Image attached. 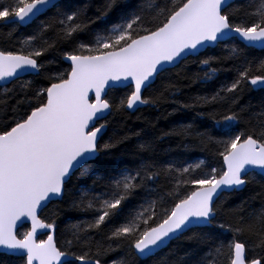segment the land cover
Here are the masks:
<instances>
[{
    "label": "snow or ice",
    "instance_id": "snow-or-ice-1",
    "mask_svg": "<svg viewBox=\"0 0 264 264\" xmlns=\"http://www.w3.org/2000/svg\"><path fill=\"white\" fill-rule=\"evenodd\" d=\"M92 6L93 0L0 3V21L20 24L55 9L19 50L0 49V80L31 74L43 75L47 82L35 89L31 81L21 83L19 91L5 89L6 99H0L2 107H7L8 99L16 100L11 121L0 123V249L16 256L20 264H72L73 260L101 264L98 257L114 251L113 243L119 248L127 242L129 254L146 261L180 241L191 247L182 256L173 251L169 255L175 259L164 258L161 264H219L225 250L228 264H262L260 258L246 260V242L239 237L247 236L253 247L264 248V186L257 193L261 206L250 211L247 200L228 208L225 193L242 191L253 174L264 177V103L258 111L251 103H240L245 86L264 89V60H249L243 49L233 46L226 59L238 62L235 79L183 105L223 108L219 119L215 112L208 115L224 138L197 131L192 124L164 133L183 137L194 133L202 144L222 147L220 168L209 166L210 171L192 175L203 161L179 168L161 163L154 158L155 141L144 139L142 130L132 133L140 154L134 166L122 161L109 166L105 158L131 137L116 132L107 140L105 136L116 116L157 105L166 99L165 92L172 95L171 83L162 85L158 94L143 93L189 56L237 38L244 48L264 49V0H101L94 17L88 15ZM113 16L117 22H111ZM97 22L106 25L102 32L93 30ZM66 46L71 50L61 51ZM57 53L69 67L49 72L48 66L57 63ZM46 55L52 59L42 60ZM220 59L199 60L207 70L202 76L197 73L196 79L212 80L219 69L211 65ZM118 87L130 91L110 102L106 97ZM241 122L245 128L234 131ZM73 177L92 181L76 190L71 203L73 210L92 214L91 220L70 226L72 239L66 242L69 249L87 248L82 255L61 251L52 235L36 238L38 229H55L54 221L46 223L38 213L53 200L63 199ZM162 178L169 190L159 183ZM137 196L142 200L139 210L110 230L107 247L96 241L94 234L123 214L124 206ZM23 220H30L31 228L18 234V222ZM217 229L232 238L220 240L213 234Z\"/></svg>",
    "mask_w": 264,
    "mask_h": 264
},
{
    "label": "trees",
    "instance_id": "trees-1",
    "mask_svg": "<svg viewBox=\"0 0 264 264\" xmlns=\"http://www.w3.org/2000/svg\"><path fill=\"white\" fill-rule=\"evenodd\" d=\"M15 0H0V3L5 5L14 3ZM242 0H236V3H241ZM101 3V0H93V6L90 7L88 15L94 17L96 14L95 5ZM55 9H51L45 14H43L37 21L29 24L27 26H20L17 23H6L5 21H0V49H7L16 51L19 50L23 45V40L34 34L41 21H48L53 17ZM111 22H117L116 16L111 18ZM106 25L102 22H97L93 25V30L101 31ZM11 33V34H10ZM81 39H86V37H81ZM225 44L227 47H225ZM216 46L215 48H207L201 54L197 56H189L186 61H183L178 68H173L170 72L165 73L163 77L158 79L153 87L144 93V96L155 95L160 91H163L162 85L174 84L175 88L172 90L173 94L169 95L165 92L166 99L161 100L157 105H143L138 110L131 112L126 111L122 114L116 116L112 121L111 127L108 134L105 136V140L109 136L116 132L119 136L129 135L131 138L127 140L124 144L118 145L114 148L110 155L105 159L109 162V166L115 165L118 161H122L129 166H134V162L140 159V154L137 152L138 138L132 133L139 132L142 130V135L144 139H149L155 141V153L154 158L161 163H173L177 168L187 167L189 165H195L200 161L204 163L201 164L200 168H196L192 175H199L210 171V167L220 168L223 164L222 157L219 152L222 151V147L217 145H207L202 144L200 139L193 135L191 136H177L170 135L164 136V133L171 132L174 128L182 124H192L193 128L197 131H207L209 135L216 137L217 139L224 138L223 130L214 126V120L208 113H216V119L220 118V115L224 113L223 108H213L209 106L195 107V108H184V104H191L194 102L193 98L196 96H203L214 93L222 85L230 84L236 77V67L238 62L234 60H228L226 57L229 56V49L233 46L243 49L244 54L249 60L258 63L260 60H264V49L257 48H244L242 42L238 39H230ZM71 47L66 46L61 49V51H70ZM57 55V63L48 66L49 72L63 71L67 69L69 65L59 59V53ZM208 57H220L219 62H213L212 67L219 69L212 80L207 83H203L196 79V74L199 73L200 76L203 75V71L207 70L206 66H201L199 60L206 59ZM52 59L51 55H46L42 60ZM31 81L32 87H46L47 82L42 76L29 75L12 82L8 87L0 86V99H6L4 96L5 89H15L19 91V86L21 83ZM195 81V82H194ZM130 91V87L126 88H114L109 92L107 97L110 102L117 98L123 97ZM242 99L241 104L251 103L259 110V105L264 103V89L260 87L245 86L240 93ZM20 97H17L19 99ZM15 99H8L7 107L0 106V123L10 122L14 116L11 108L15 106ZM23 107V106H21ZM205 113V115H199L198 113ZM245 124L241 122L234 131L243 130ZM162 137V139H157ZM147 155V154H145ZM254 179L247 185L242 191L236 193H225L228 198L227 207L234 208L239 205L241 201L247 200L249 202L250 211L252 208H259L261 206L260 197L257 193L261 191V186H264V177L258 174H253ZM91 179L82 178L78 179L73 177L72 185L69 186V192L63 197L62 200L51 202L41 213V217L48 223L55 222L56 230V241L58 247L62 251H74L76 255H82L84 252L88 251L87 248L73 247L71 249L67 246V241L72 239L71 236V225L77 221L91 220V213H84L80 211L73 210L71 208L72 197L76 190L84 183L91 184ZM160 184L165 185V190L167 188L165 180L162 178L159 181ZM189 191L190 186H184ZM183 191V189H182ZM143 195V193H141ZM224 199V197H221ZM142 203L141 197L130 200L124 206V213L120 216L114 218L105 226H102V231L95 233V240L100 241L107 247L109 241L105 239L107 235L110 234V230L113 227L119 226V224L125 222L124 216L128 213H133L139 210V204ZM167 206V205H165ZM218 235L220 240L228 241L232 238V234L222 230L217 229L213 233ZM239 239L242 242H246V249L248 259L260 258L262 264H264V248L253 247L252 241L247 236H241ZM114 251H108L106 254H102L99 259H101V264H112L114 260H123L124 264H161L164 258L169 260H174V255H169L175 251L176 255H183L184 249L191 247L190 244L183 243L180 241H173L168 248H164L159 251L155 256L146 260L140 261L134 259L133 256L129 254L127 242L122 241L120 247L117 248L116 244H112ZM95 252V247L92 248ZM0 264H20V261L16 256L8 255L5 253H0ZM72 264H80L79 262L73 261ZM219 264H228V255L225 250L224 254L219 257Z\"/></svg>",
    "mask_w": 264,
    "mask_h": 264
},
{
    "label": "water",
    "instance_id": "water-1",
    "mask_svg": "<svg viewBox=\"0 0 264 264\" xmlns=\"http://www.w3.org/2000/svg\"><path fill=\"white\" fill-rule=\"evenodd\" d=\"M42 15V14H41ZM40 15V16H41ZM39 17V16H38ZM37 17V18H38ZM35 20V19H34ZM33 20V21H34ZM8 21H12L11 19H9ZM33 21H31V22H33ZM31 22H28V23H25V24H21V25H24V26H26V25H28V24H30ZM238 39V38H237ZM239 40V39H238ZM240 41V40H239ZM241 42V41H240ZM217 45H211L210 47H208V48H215ZM257 49H260V48H257ZM204 50H206V49H204ZM204 50H202V52L204 51ZM67 64H69L67 61H65ZM26 75H31V74H25V75H23L22 77H24V76H26ZM13 80H15V79H11V81L9 82V81H7V80H0V85H6V84H9V83H11ZM118 88H126V87H118ZM117 88V89H118ZM116 89V88H115ZM145 93V92H144ZM144 93H143V95H144ZM107 98V97H106ZM140 107H142V106H140ZM139 107V108H140ZM129 111H131V112H134V111H136V109H133V110H129ZM58 200H62V199H57V200H53V201H58ZM52 201V202H53ZM50 204V203H49ZM48 204V205H49ZM47 205V206H48ZM45 209V208H44ZM43 209V210H44ZM42 212V211H41ZM41 212H39L38 213V215L40 216V214H41ZM41 218V217H40ZM42 219V218H41ZM47 223V222H46ZM25 224H27V225H29L30 226V228H31V222H30V220H23V221H21V222H18V229H17V231L19 230V228H21L23 225H25ZM48 233V235H52L53 236V238H54V241H55V243H56V231H55V229L54 230H49V229H38L37 230V236H36V238H37V240H39V237H40V235H42V234H47ZM48 235H47V237H48ZM47 237H46V239H47ZM46 239H44V240H46ZM56 246H57V243H56ZM58 247V246H57ZM0 253H5V254H7L3 249H0ZM10 255V254H9ZM14 256V255H13ZM246 260H249L248 259V255H247V249H246ZM73 261H76V260H73ZM250 261V260H249ZM76 262H79V261H76ZM80 263V262H79Z\"/></svg>",
    "mask_w": 264,
    "mask_h": 264
},
{
    "label": "flooded vegetation",
    "instance_id": "flooded-vegetation-1",
    "mask_svg": "<svg viewBox=\"0 0 264 264\" xmlns=\"http://www.w3.org/2000/svg\"><path fill=\"white\" fill-rule=\"evenodd\" d=\"M48 12V11H47ZM45 14V13H44ZM43 15V14H42ZM41 15V16H42ZM41 16H39V17H41ZM38 17V18H39ZM38 18H36L33 22H35L36 20H38ZM6 23H14L13 21H5ZM33 22H31L30 24H32ZM17 24H19L20 26H23L24 27V25H21L20 23H17ZM29 25V24H28ZM27 26V25H26ZM69 65V64H68ZM26 76H29V75H26ZM25 77V76H24ZM24 77H21V78H24ZM20 78V79H21ZM17 79H15V80H13L12 82H14V81H16ZM11 82V83H12ZM11 83H9V84H6V85H0L1 87H8ZM53 202H55V201H53ZM42 213V212H41ZM40 217H41V214H40ZM42 218V217H41ZM42 220H44L43 218H42ZM45 221V220H44ZM46 222V221H45ZM48 223V222H47ZM30 229V226L29 225H27V224H25V225H23L21 228H19V230H18V234H20V233H23L24 231H27V230H29ZM49 230H51V229H49ZM56 231V230H55ZM47 235H48V233L47 234H42V235H40V237H39V240H44V239H46V237H47ZM57 238V237H56ZM56 243H57V241H56ZM58 246V245H57ZM59 248V247H58ZM62 251V250H61ZM9 255V254H8ZM13 256V255H12Z\"/></svg>",
    "mask_w": 264,
    "mask_h": 264
},
{
    "label": "rangeland",
    "instance_id": "rangeland-1",
    "mask_svg": "<svg viewBox=\"0 0 264 264\" xmlns=\"http://www.w3.org/2000/svg\"><path fill=\"white\" fill-rule=\"evenodd\" d=\"M39 18H40V17H39ZM39 18H38V19H39ZM36 21H37V20H36ZM116 261H120V260H116Z\"/></svg>",
    "mask_w": 264,
    "mask_h": 264
}]
</instances>
